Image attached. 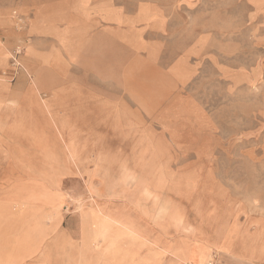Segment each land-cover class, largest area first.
Here are the masks:
<instances>
[{
  "label": "rangeland",
  "instance_id": "1",
  "mask_svg": "<svg viewBox=\"0 0 264 264\" xmlns=\"http://www.w3.org/2000/svg\"><path fill=\"white\" fill-rule=\"evenodd\" d=\"M5 8L0 247L29 254L14 264H264V0Z\"/></svg>",
  "mask_w": 264,
  "mask_h": 264
},
{
  "label": "bare ground",
  "instance_id": "2",
  "mask_svg": "<svg viewBox=\"0 0 264 264\" xmlns=\"http://www.w3.org/2000/svg\"><path fill=\"white\" fill-rule=\"evenodd\" d=\"M0 109H1V105H0ZM163 214H165V218L167 219L168 223H171V224L173 223V224L179 225L182 222L179 214L174 210L171 211L170 208L169 209L165 208V210H161V216H163ZM114 223H116V222H114ZM226 246H228V245H226ZM215 250L222 252L221 247H219ZM237 250L238 249L231 247L228 250V252H229L228 256L235 258V259H238V260H241V259H244L243 257H245V255H247V254L248 255L254 254L252 251H248L247 249L239 250V251H237ZM202 251H205V249L202 248L200 252H202ZM28 255H29L28 253L21 255L20 252L18 251L17 247H15L14 244L11 247H9L8 249H6L5 251H3V249L0 247V264H14V261H16V260H17L16 263H18L20 261H23L25 258H27ZM189 262L190 261L187 260V261H185L184 264H189Z\"/></svg>",
  "mask_w": 264,
  "mask_h": 264
},
{
  "label": "crops",
  "instance_id": "3",
  "mask_svg": "<svg viewBox=\"0 0 264 264\" xmlns=\"http://www.w3.org/2000/svg\"><path fill=\"white\" fill-rule=\"evenodd\" d=\"M5 9H6L7 13L11 12V10H12V9H8V8H5ZM5 9L4 10H0V19H3L4 18V15L6 13ZM36 14H37V12L34 13V15H36ZM238 263L239 262L235 261L233 264H238ZM227 264H229V263H227Z\"/></svg>",
  "mask_w": 264,
  "mask_h": 264
},
{
  "label": "built area",
  "instance_id": "4",
  "mask_svg": "<svg viewBox=\"0 0 264 264\" xmlns=\"http://www.w3.org/2000/svg\"><path fill=\"white\" fill-rule=\"evenodd\" d=\"M206 264H222L220 261H218L217 256H211Z\"/></svg>",
  "mask_w": 264,
  "mask_h": 264
}]
</instances>
